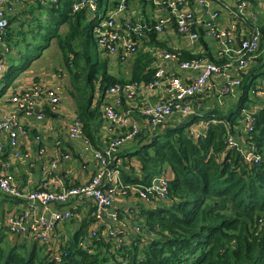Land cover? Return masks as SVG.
<instances>
[{
	"label": "trees",
	"instance_id": "16d2710c",
	"mask_svg": "<svg viewBox=\"0 0 264 264\" xmlns=\"http://www.w3.org/2000/svg\"><path fill=\"white\" fill-rule=\"evenodd\" d=\"M73 2L51 1L50 10L63 13V19H51L45 27L49 36L47 43L39 46L38 53L35 50L27 54L24 61L29 63L39 57L52 37L57 38L66 62L76 65L78 55L84 59L82 71L88 75L92 91L86 103L78 98L77 104L78 117L90 141L92 125L103 114L101 106L108 87L114 83L150 80L154 73L150 65L153 59L149 53L141 52L130 77L112 73L108 67L109 55H105V59L91 56L88 31H93L95 19L90 21L86 32L82 30L86 10L73 11ZM98 3L101 6L102 0ZM118 3L115 0V4ZM70 17L73 19L70 32L63 34L59 25ZM12 22L11 18L10 24ZM10 30L9 25V43ZM23 35L28 40L27 33ZM82 36H85V47L78 50L75 43L81 42ZM93 37V43L98 46L94 33ZM151 37L156 39V33H151ZM215 44L201 33L196 50L167 49L178 53L182 59L204 56L218 62L222 57L217 55ZM95 82H99L100 95L94 108L91 102L95 97ZM241 82L235 98L223 97V101L234 100L228 102L227 107L214 93L201 92L196 98L202 100L203 105L197 113L181 120L176 115L154 128L146 122L140 133L129 141L134 146L119 155L123 159L120 177L125 184L148 185L154 177L164 174L170 179L167 199L154 198L148 202L139 199L143 205L138 203L137 208H133L136 210L126 214L120 211L125 226L111 225L119 231L118 236L111 235V229L103 232L101 224L90 229L88 223H82L63 243L49 245L33 239L29 244L27 239L21 240L18 236L12 242L1 229L0 264H264V99L254 93L259 86L264 87V37L259 55L242 72ZM257 104L261 106L254 114V128L247 131L242 109H252ZM51 108H44L49 117L53 113ZM201 117L222 120L211 122L205 135L195 137L191 126ZM228 130L255 143L261 160L250 162L240 150L228 147ZM134 162L140 163V169ZM123 217L130 220L125 221ZM91 219L92 223H97L94 217ZM70 220L72 218L62 223Z\"/></svg>",
	"mask_w": 264,
	"mask_h": 264
},
{
	"label": "built area",
	"instance_id": "2783aa9c",
	"mask_svg": "<svg viewBox=\"0 0 264 264\" xmlns=\"http://www.w3.org/2000/svg\"><path fill=\"white\" fill-rule=\"evenodd\" d=\"M24 0H0V40L9 53L10 46L5 42L8 38V27L14 11ZM50 1V0H49ZM58 2L59 0H51ZM147 5L155 10L148 18L133 17L129 0H120L104 15H98V0H74L73 11L89 10L95 16L92 30L98 48L110 58H116L121 63L139 50L138 43L150 33L162 35L170 25L177 28L182 35L186 46L196 50L200 34L203 33L216 44V51L220 61H211L200 56L192 59H182L179 54L169 49H159L155 52L156 60L153 63L154 73L148 81H126L114 83L108 87L103 100V118L112 126L119 127V136L110 140L103 148H94L84 133V123L79 117H73L67 128L69 139L81 138L84 141L82 153L91 152L98 161L96 171L89 180L70 187H59L46 180L37 188L29 189L28 184L21 186L15 180L14 174L9 170L0 173V188L8 195L22 199L23 207L19 212H10L7 217V232L12 236L24 239H36L40 243L51 245L56 225L72 218V210L62 207L50 211L49 205L56 202L65 204L71 197L94 200L95 209L92 213L97 225L106 223L107 231L118 236L119 231L111 227L114 223H121L120 208L117 201L137 197L143 201L167 199L169 196L170 179L164 174L157 175L148 185L139 183L125 184L120 177V164L123 159L119 156L120 147L131 141L141 131L139 121L122 106L127 101L135 100L142 93H156L161 96L156 102L145 99L146 106L141 114L151 127L164 125L170 118L195 114L203 105V101L196 98L198 93L213 94L219 99L226 95L236 97L238 87L241 85L242 72H245L259 55L262 38L264 37V24L257 25L249 33L239 31L235 20L228 24L221 23L223 8L218 0H145ZM233 9L224 4L232 14H244L249 6L247 0H237ZM96 21V22H95ZM202 48V47H201ZM5 69V58L0 51V80ZM262 86V85H261ZM259 86L254 93L260 94L264 99V87ZM61 86L47 85L36 81L31 88L16 90L11 96V102L17 106L19 112L33 113L36 108L48 104L57 109L61 104ZM261 104L252 109L243 108L245 128L252 131L255 124L254 114ZM203 116V115H202ZM37 117H45L44 108L38 111ZM222 119H206L191 126V133L195 137L206 134L211 122H220ZM126 128V129H123ZM27 131L20 121L18 112H6L0 107V133L6 135L7 144L13 149V158L26 159V152L21 150V138ZM23 135V136H24ZM40 136L38 135L37 138ZM244 136H237L230 130L227 132V144L230 148L240 150L245 158L258 163L262 155L257 146ZM6 145V144H5ZM0 142V152L5 148ZM46 153L45 147H40L38 156ZM47 154V153H46ZM60 158L69 159L70 154L61 152L57 158L44 165L47 177H52L58 169ZM40 202L44 211L35 214V205ZM95 233V230L92 231Z\"/></svg>",
	"mask_w": 264,
	"mask_h": 264
},
{
	"label": "crops",
	"instance_id": "0c3cea01",
	"mask_svg": "<svg viewBox=\"0 0 264 264\" xmlns=\"http://www.w3.org/2000/svg\"><path fill=\"white\" fill-rule=\"evenodd\" d=\"M236 1L237 0H218V4H220L223 8L221 16V23L223 25L228 24L231 20H235V22H237V26H239V31L247 34L255 29L257 25L264 24V0H247L249 6L246 12L235 16L224 7V4H228L231 8L239 11V8L235 5ZM113 4H115V0H107L105 6L101 4L105 12L101 13L99 11L98 15L106 14L107 10L114 7ZM50 5L51 1L49 0H24L20 2L14 11V15L12 17L13 22L10 24V29L11 27L16 26L14 30H10V43L7 41L8 38L5 39V42L8 46H10L11 51L6 53V51H4L5 46L0 43V51L4 55L6 69L0 80V107H2L4 111L10 113L17 111L20 116L21 123L24 124L27 129L25 135L23 134L24 136L22 135L21 138V150L26 152V159H23V157L17 159L13 158V149L6 143V135L0 133V142L4 145L6 144L4 150L0 152V173H4L9 170L14 174L17 183L21 186L28 184L29 189L37 188L46 180H50L51 184L59 187H70L83 183L90 179L92 174L96 171L98 165L97 159L94 158L91 152L82 153L84 141H82L81 138L71 140L67 135V128L70 124L69 122L72 121L73 117H78L79 110L77 99L79 97H77V94L74 93V97L72 96L71 99H68L63 95L61 104H59L58 108L55 110L54 108H51L53 111L52 116L49 117L45 114V117L42 119L37 117V113L47 106L50 107L48 104H45V107L36 108L33 113H27L25 111L19 112L17 106L11 102V96L16 92V90H20L21 88H31L36 81L45 82L50 86H61L56 73L54 74V72L50 73L46 71V68L37 62L45 49L49 48L53 41L58 43L56 37L51 38L48 46L43 49L44 51L40 53L39 57L34 58L33 61L29 63L24 61V57L28 54V51L24 46L25 44L31 43L30 41H27L23 35V33H25V27L27 28L34 23L32 28L39 27L37 28L38 32L36 33H42V27L48 26L52 18H55V20L63 19V13L50 10ZM131 10L135 11V13H132L133 17H139L141 19L148 18L155 11L152 6L150 7V5H147L144 2L142 3L141 0L138 1L137 7L131 8ZM94 18L97 20L98 16H95L92 11L87 10L86 18L81 21V29H88V24ZM72 23L73 19H71V17L70 19H66L59 25V31L63 34H67L70 32L69 29ZM32 28L30 27L29 30ZM168 28L169 29L162 33V35L156 34V39L151 37V33L145 35L138 43L139 50L136 54L131 55L128 59H126L125 62L121 63L116 58H109L108 67L111 72L121 77H130L134 71L135 60L141 52H147L150 54L151 59H153L150 65H152L151 68L154 69L153 63L156 60L155 52L159 49H181L182 47H187L188 49L193 50L192 48L186 46L184 38L177 32V28H175L174 25H170ZM88 33L90 35L91 43L94 44L93 42L95 41L93 31L91 32V30H89ZM19 38L22 72L17 74L13 80H10V78H8L10 74L9 72L14 71L13 68H15V63L17 62V59L11 57V54H15L17 52L14 49L19 44ZM84 38L85 36L82 37L81 42L76 41L75 47H78L80 43L82 47H85ZM35 40L34 34V41ZM96 47L98 48V46ZM99 50L100 48H98V57L105 59V54ZM56 68L58 70L57 72H61L62 75L66 72L65 68H63L60 63L57 64ZM95 85V97L91 102L92 107L94 108L97 105V96L100 95L99 82H95ZM160 98L161 96L156 93H142L135 100L127 101V104L124 103L122 109H124L126 113L129 112L132 116H134L139 121L140 125L143 126L146 124V121L140 111L144 106H146L145 99L150 102H156ZM91 133L92 137L90 141H92L94 148H103L110 143L111 139L119 136L121 129L105 122L102 114L100 118H97V120L94 121ZM38 135L40 136L39 138H37ZM130 146H134V144L128 142L122 145L118 151L119 155H121V152L125 151ZM40 147H45L47 153H44L42 157L38 156ZM61 152L70 154V158L66 160L60 158L58 169L52 177H47L44 172V165H48L49 161L57 158ZM135 166L140 169V163H136ZM23 203L22 199H17L8 195L0 188V220L3 219L0 223V228L5 225L4 227L7 230L6 216L10 212H19V210L23 207ZM135 203L137 205H143V201L141 202L137 197H130L129 199H120L117 201V204L120 206L121 214L130 213V211L136 210L133 209L137 208L134 206ZM62 207H68L72 210V220L66 223L58 224V227L53 234L54 236L51 239V245H53L54 242L59 243L62 241L63 243L69 240L70 236L75 233L82 223H88L90 229L97 227L96 224L92 223L91 219V217L93 218L92 213L95 209L94 200L92 201L82 199L80 197H71L65 204L56 202V204L53 203L49 205L50 211L60 209ZM128 207L130 208L129 211L125 212ZM34 211L35 214L41 213L44 211V206L38 202L35 205ZM108 222L109 218H107L106 223L101 224V226L104 227L103 232L106 231ZM121 224L123 223L121 222ZM31 240H33V238H31Z\"/></svg>",
	"mask_w": 264,
	"mask_h": 264
},
{
	"label": "rangeland",
	"instance_id": "374dc122",
	"mask_svg": "<svg viewBox=\"0 0 264 264\" xmlns=\"http://www.w3.org/2000/svg\"><path fill=\"white\" fill-rule=\"evenodd\" d=\"M138 1L139 0H129L130 8L137 7ZM106 2H107V0H102L103 6L106 5ZM103 6L99 7V11L101 13L105 12ZM263 16H264V14H263ZM18 25H19V22H18ZM32 26H34V23H32V25H30L27 28L25 27V31H24L25 33H27V38H28L27 41L31 42V43H29L30 45L25 44V46H24L26 48V50L28 51V55L33 53L35 50H36V53H38L39 52L38 51L39 46L47 43L46 40L49 37L48 35H46L48 32L44 26L42 29V33H36V32H38L37 31L38 29L32 28ZM51 26L54 27V25H51ZM15 27L16 26L11 27V29L14 30ZM30 27L32 28L31 30H29ZM34 34H37V37L35 36V39H36L35 41H34ZM64 38H66V37H64ZM82 48L83 47L81 46V44L78 47H76V49H78V50H82ZM89 49L91 52V56L93 58H97L99 56L98 48L94 44H92L89 47ZM14 50H16L17 52L15 54H11V57L16 58L17 62L15 63V68H13L14 71L9 72L10 74H9L8 78H10V80H13L17 74L22 72L20 38H19V44ZM72 55H75V54L72 52ZM71 60H73V58H71ZM8 61H11V60H8ZM83 61H84V59L82 57H80V55H78L76 65L74 63H71V62H66V60L64 58V54H63V49H61L59 47L57 42L53 41L51 43V46L49 48L45 49V51L39 57L37 62L40 63L42 66H44V68H46V71H48L50 73L54 72V74L56 73V76H57L59 82L61 83V86L63 87V89H61L62 98L64 95L66 98L71 99L72 96L74 97L73 94L75 93V94H77V97H79L80 101H84L86 103L88 100V96H89L90 92L92 91V85L88 82V75L87 74L85 75V73H83V71H82L83 70V67H82ZM59 63L63 68H65L66 72H64L63 75L61 72H57L58 70L56 67H57V64H59ZM7 94H8V92H7ZM97 98H98V96H97ZM230 101H234V100L230 99L228 101H225L224 106L227 107L228 102H230ZM125 103L127 104V102H125ZM184 117L185 116L180 117L178 119L181 120ZM194 124H196V123H194ZM134 206H137V204L135 203ZM119 208H120V206H119ZM123 219L125 221L130 220V218L126 219L125 217H123ZM2 220H0V223ZM94 222H96V220ZM138 224L141 226L140 223H138ZM96 225H97V223H96ZM4 226L1 227L0 230L2 229L3 232L8 236L7 238H9L12 242H14L12 239H15L16 237L11 236L7 232V230ZM21 240H24V238H22ZM26 241L30 244L32 240L27 239Z\"/></svg>",
	"mask_w": 264,
	"mask_h": 264
}]
</instances>
